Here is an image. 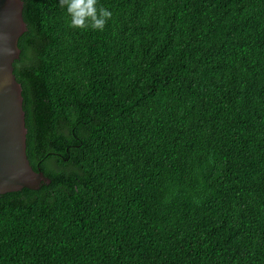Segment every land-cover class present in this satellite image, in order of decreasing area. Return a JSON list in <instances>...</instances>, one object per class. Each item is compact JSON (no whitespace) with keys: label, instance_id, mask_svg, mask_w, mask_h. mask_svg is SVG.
Returning <instances> with one entry per match:
<instances>
[{"label":"trees","instance_id":"16d2710c","mask_svg":"<svg viewBox=\"0 0 264 264\" xmlns=\"http://www.w3.org/2000/svg\"><path fill=\"white\" fill-rule=\"evenodd\" d=\"M26 154L0 264H264V0H22Z\"/></svg>","mask_w":264,"mask_h":264},{"label":"water","instance_id":"95a60500","mask_svg":"<svg viewBox=\"0 0 264 264\" xmlns=\"http://www.w3.org/2000/svg\"><path fill=\"white\" fill-rule=\"evenodd\" d=\"M22 0H0V193L24 187L38 189L51 180L35 171L26 154L25 112L22 86L14 75L13 62L19 56L18 39L26 29Z\"/></svg>","mask_w":264,"mask_h":264},{"label":"clouds","instance_id":"9594fccd","mask_svg":"<svg viewBox=\"0 0 264 264\" xmlns=\"http://www.w3.org/2000/svg\"><path fill=\"white\" fill-rule=\"evenodd\" d=\"M70 17L69 26L73 29H88L103 31L112 13L105 8H97V0H60ZM0 35V39H4ZM0 54L12 55L10 48L0 49Z\"/></svg>","mask_w":264,"mask_h":264}]
</instances>
